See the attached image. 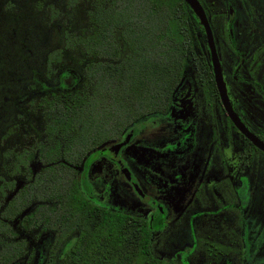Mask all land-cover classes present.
<instances>
[{
    "label": "flooded vegetation",
    "instance_id": "af4514ba",
    "mask_svg": "<svg viewBox=\"0 0 264 264\" xmlns=\"http://www.w3.org/2000/svg\"><path fill=\"white\" fill-rule=\"evenodd\" d=\"M165 1L174 23L154 33L184 39L154 100L125 102L121 120L106 128L78 125L75 147L85 150L71 161L60 158L58 170L72 177V197L88 211L100 206L147 228L163 264H264V0H196L223 96L201 17L185 0ZM97 131L105 134L97 139ZM69 143L60 142L62 153ZM37 153L0 198L11 194L12 264L61 259L77 234L56 240L49 228L50 216H73L56 210L70 190L55 199L46 183L39 187L34 178L46 180L49 164Z\"/></svg>",
    "mask_w": 264,
    "mask_h": 264
},
{
    "label": "trees",
    "instance_id": "16d2710c",
    "mask_svg": "<svg viewBox=\"0 0 264 264\" xmlns=\"http://www.w3.org/2000/svg\"><path fill=\"white\" fill-rule=\"evenodd\" d=\"M86 1L87 21L82 33L56 30L63 40L62 49L44 50L41 37H37L29 25L28 48L20 47L18 62L7 64L0 59V131H4L3 137L11 132L9 123L14 111L20 109L28 95L53 92V89L59 91L50 97L41 95L36 104L33 99L28 100L30 105L35 104V110L40 108L43 118L42 132L33 137L36 144L29 149L8 147L0 150V198L4 199L5 189L12 185L14 173L20 168L29 170L27 159L37 151V157L49 164L46 180L34 178L39 187L46 183L49 196L55 199L63 191L70 190L65 193L69 199L56 202V210L58 213L62 210L72 212L73 216L64 222L50 216L49 228L56 231V240L77 231L63 257H50L47 264H163L151 251L147 228L136 224L132 217L113 214L100 206L96 207V213L88 211L77 196L72 197L75 191L72 177L69 174L62 176L58 168L60 158L71 161L78 156L77 151L85 150L84 146L75 147L77 132L74 128L78 125L81 128H106L121 120L125 102L130 101L132 107L134 101L149 104L154 100L158 79L165 77L163 71L169 68L170 62L172 65L178 62L180 56L175 57L174 53L179 52L177 47L183 44L184 38L177 34L160 36L154 33L158 29H168L174 23L168 21L169 3L165 0ZM73 2L68 1L69 4ZM35 3L38 8H44L40 7L41 3H47L49 11H57L47 0H35ZM10 5L11 9L15 5L12 0H0V15L11 14L7 11ZM13 15L20 23L22 10ZM64 54L65 58L72 55L71 63L63 62ZM77 78L81 79L79 89L75 87ZM24 82L29 86L26 91L19 89ZM81 134L90 135L84 131ZM104 134L102 131L92 133L97 139ZM63 140L70 142L63 147L65 153L61 152ZM10 195H6L0 204V264L15 262V253L11 252L13 209ZM53 208L50 209L55 213ZM125 221L129 222L127 228ZM17 248L16 253H20V240Z\"/></svg>",
    "mask_w": 264,
    "mask_h": 264
},
{
    "label": "rangeland",
    "instance_id": "374dc122",
    "mask_svg": "<svg viewBox=\"0 0 264 264\" xmlns=\"http://www.w3.org/2000/svg\"><path fill=\"white\" fill-rule=\"evenodd\" d=\"M12 1L15 5L12 9L10 5V8L7 10L12 13L6 16L0 15V59L4 60L7 64H9V62L17 63L19 59V50L21 48H28L29 41L26 35H28L30 31L29 25L35 31L34 34H36L37 37H41V42L46 48L44 50L47 51L63 48V40L61 41L56 31L58 28L61 30L65 29L70 34H80L84 31L83 27L86 25V11L88 8V2L86 0H74L72 4L68 3L69 0H47L57 8L56 12L49 11L47 3H41L40 7H45L38 8L35 0ZM5 2H7V0H5ZM21 10L23 15L20 17V23H18L13 19V12ZM24 16H27L31 20H26ZM61 33L62 31L59 32V34ZM71 56L72 55L65 58L64 54L63 57L65 61L63 62L66 64L71 63ZM75 58L76 56L73 55V59ZM54 65L57 64L54 63ZM28 88L29 86L26 82L19 86V89L25 91L28 90ZM57 93H59V91L53 89V92L48 90L42 93L28 95L20 104V109L18 108L17 111H14L11 122L9 123L11 132L3 137L2 133H4V131H0V150L3 151L8 147L19 150L22 146L27 147V145L34 140L33 137H35L37 133L42 132L43 127L41 110L39 107H37L38 110H35L34 105L39 101L41 95L44 94L46 97H50ZM29 99H33L35 104L30 105L28 103Z\"/></svg>",
    "mask_w": 264,
    "mask_h": 264
},
{
    "label": "water",
    "instance_id": "95a60500",
    "mask_svg": "<svg viewBox=\"0 0 264 264\" xmlns=\"http://www.w3.org/2000/svg\"><path fill=\"white\" fill-rule=\"evenodd\" d=\"M187 1L191 7H193V9L198 13V15L201 17V20L205 26V29L207 31V36H208V39H209V44H210V47H211V52H212V60H213V65H214V69H215V79L217 81V84H218V87L220 89V92L223 96V93H224V90H223V86H222V82L220 81V77H219V68H218V61H217V58H216V54H215V47H214V43H213V39H212V36H211V32H210V29H209V25L205 19V16L203 14V11L201 10L200 6L198 5V3L196 2V0H185ZM261 148L264 149V146L259 144Z\"/></svg>",
    "mask_w": 264,
    "mask_h": 264
}]
</instances>
